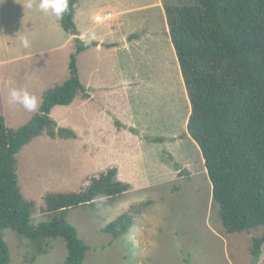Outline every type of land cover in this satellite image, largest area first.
Masks as SVG:
<instances>
[{
  "label": "rangeland",
  "instance_id": "rangeland-1",
  "mask_svg": "<svg viewBox=\"0 0 264 264\" xmlns=\"http://www.w3.org/2000/svg\"><path fill=\"white\" fill-rule=\"evenodd\" d=\"M131 1L134 4L150 0ZM166 1L180 3L182 0ZM189 2L183 0V3ZM36 3L38 0L29 9L27 0H0V114L5 112V122L12 128L24 124L35 112L19 104H13L15 110L2 109L6 99L1 90H6L7 81L16 79L10 73L28 68L47 69L62 79L55 85L69 77L70 54L62 49L43 54L42 61L41 57L38 61H19L12 49L16 50L19 33L32 41L36 31L38 35L43 34L38 37L42 45L51 41L40 27L52 20L53 13L40 11ZM118 27L129 32L130 49L119 51L116 60H103L102 67L110 77L109 65H113L115 75H122L127 81L121 92L122 103L114 108V113L133 123L132 128L141 134V151L132 153L139 143L135 137L124 139L121 133L114 134L115 127L110 129L107 124L103 126L104 138L95 134L92 140H82L86 136L82 134L81 94L69 107H57L56 117L67 108L59 115L62 118L57 121L58 125L70 128L76 137L52 139L43 134L16 154L20 191L35 205L32 223L61 218L60 212L41 210L42 196L46 193L79 191L88 185L91 177L115 167L117 178L129 183L130 191L98 210L80 205L68 209L63 216L88 246L82 264H264V245L257 263L252 261L249 252L252 238L259 236L264 226L249 232L224 233L216 210L211 207V182L201 155L197 151L189 154L191 163L187 173L179 174L169 166L181 159L188 142V139L179 141L173 137L183 133L184 120L191 107L161 11L158 7L139 8L123 14ZM115 37L119 40V31ZM77 65L80 74L83 57H78ZM113 120L116 126L117 119ZM120 124L116 126L119 131L128 128ZM144 136L160 140L152 141ZM160 160H165L169 167ZM128 212L135 221L128 232L117 237L105 232L114 219ZM3 239L9 249L8 264H64L66 244L59 237L47 239L43 245L47 251L42 253H37L35 244L10 228L3 230Z\"/></svg>",
  "mask_w": 264,
  "mask_h": 264
},
{
  "label": "trees",
  "instance_id": "trees-1",
  "mask_svg": "<svg viewBox=\"0 0 264 264\" xmlns=\"http://www.w3.org/2000/svg\"><path fill=\"white\" fill-rule=\"evenodd\" d=\"M162 0L169 37L174 47L188 98L190 113L186 131L197 143L211 182V207L224 233L249 232L264 226V0ZM79 0H69V11L59 23L73 36L69 77L45 89L37 111L21 126H7L0 114V264H8L9 249L3 230L12 229L46 252L47 239L66 244L64 264H82L88 246L63 216L70 208L87 205L98 210L130 191L131 185L108 168L89 179L79 191L48 192L42 196L43 212H60L61 218L32 223L33 202L20 191L16 154L33 138H75L70 128L51 117L54 106L70 105L78 94L88 98L79 78L77 55L96 46L79 38L74 13ZM116 126L120 122L115 121ZM130 131L138 134L134 128ZM146 137V136H144ZM159 141L157 137L150 138ZM175 166L179 165L175 163ZM187 173L180 169L179 174ZM131 212L112 221L105 232L117 237L134 225ZM264 230L249 248L258 262Z\"/></svg>",
  "mask_w": 264,
  "mask_h": 264
},
{
  "label": "crops",
  "instance_id": "crops-1",
  "mask_svg": "<svg viewBox=\"0 0 264 264\" xmlns=\"http://www.w3.org/2000/svg\"><path fill=\"white\" fill-rule=\"evenodd\" d=\"M132 2L133 1L131 0H79L78 7L76 8L74 13V21L80 33L79 38L82 39L84 34L94 32L96 39L93 41H95L97 44L96 46L82 51L77 55V60L79 56L83 57V68L81 73L79 74V78L84 87L88 89V92L90 94V97H88L87 99L83 98V108L80 112L81 125L83 129L82 134L86 136L83 137L82 140H92L95 134L97 135V137L99 136L100 138H104L106 134L104 132L103 126L107 124L111 127L110 129H114L115 127L116 132L114 133L113 131L114 134L121 133L124 139L126 138L127 140H133L132 137H135L136 141H139V143H137L138 147L136 146L133 149V153L135 152V150L141 151L140 142L142 136L141 134L134 135L129 130L130 127H133V123H130L128 120L114 113V108L120 106V101L122 98L121 95L123 94H121V92L125 88L127 81L125 80L124 76L122 77V75H115L116 69H114L113 72V65L111 64L109 65L111 73L109 77L108 74H106L105 68L102 67V61L105 59H109L110 61L116 60V56L119 51H128L130 49V39L128 38L130 37L129 32H124L122 28L119 29L118 27L120 26L121 17L123 14H130L131 12L139 8L149 9L152 7H158L163 17L165 18V22L166 16L162 0H150L145 3L134 4ZM53 15L51 21L47 20L42 23V26L40 25V28L45 30L47 36L51 37V41H47L45 45H42L40 39H38V37H42L43 34L38 35V32L36 33V31H34L33 40L30 41L31 46L28 49H23L20 45V38L24 34L19 33L16 50L15 48H12L14 49V52L17 55V59L19 61H38L37 58H40L43 54L59 49L64 50L65 54H70L74 51L73 36L65 33L59 23V19L55 15ZM113 19H116L114 23ZM117 31H119L120 33L119 40H117L115 37ZM166 32L169 35L167 22ZM42 59L43 58L41 57L40 60L42 61ZM9 76H13L16 79L7 81L8 84L6 85V90L2 89L1 94L4 100L6 99L4 101L5 104L4 106H2V109L5 107V109L9 108L11 110H15V108L13 103H11L9 99L8 93L10 88H20L27 90L29 94L34 95L37 98L39 107L41 103V96L45 89L55 85L56 83L60 82V80H62L59 79V76H55L50 72L48 73L47 69H22L16 74L10 73ZM70 105L67 106L69 107ZM57 107L62 106H54L50 112L51 117L56 122L60 121L62 117L59 115H61V113L67 109L63 108L61 113H59V115L56 117L54 113L55 109H58ZM189 113L190 111H188L186 120H184L185 129L183 133H181L180 135H175L173 137V139H177L179 141L188 139V142L181 153V159L175 162L172 161V163L169 165L173 170L177 172H179L180 169L187 170L189 164L191 163V158H189V154L191 152L194 153L197 151L198 155H201L200 159L204 166V160L197 143L190 137V135L186 131V124ZM1 114L7 121L5 112L2 111ZM13 114L14 116H12L15 118L16 113L13 112ZM113 118L117 119V121H120L122 125H125L128 128H122L121 131H119V129H117L116 126L113 125ZM124 149L127 150L126 147ZM172 157L176 158V155H173ZM160 162H162L165 166H168V163L165 160H160ZM175 163H177L179 166L176 167ZM204 169L206 170L205 166Z\"/></svg>",
  "mask_w": 264,
  "mask_h": 264
},
{
  "label": "clouds",
  "instance_id": "clouds-1",
  "mask_svg": "<svg viewBox=\"0 0 264 264\" xmlns=\"http://www.w3.org/2000/svg\"><path fill=\"white\" fill-rule=\"evenodd\" d=\"M33 6L34 0H27V7L31 9ZM36 7L44 13L51 11V13H53L58 19H62L64 14L69 11V0H38ZM95 39L96 36L94 32L86 33L82 37L85 44H91ZM20 45L23 49H28L31 46L30 40L26 35L21 36ZM8 95L11 103L21 105L29 112L34 113L37 111V98L34 95L29 94L27 90L10 88Z\"/></svg>",
  "mask_w": 264,
  "mask_h": 264
}]
</instances>
